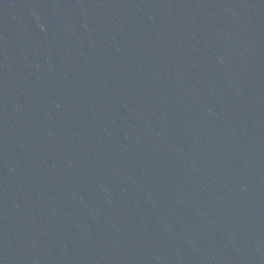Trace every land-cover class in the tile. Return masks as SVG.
Listing matches in <instances>:
<instances>
[{
    "label": "water",
    "instance_id": "water-1",
    "mask_svg": "<svg viewBox=\"0 0 264 264\" xmlns=\"http://www.w3.org/2000/svg\"><path fill=\"white\" fill-rule=\"evenodd\" d=\"M0 264H264V0H0Z\"/></svg>",
    "mask_w": 264,
    "mask_h": 264
}]
</instances>
